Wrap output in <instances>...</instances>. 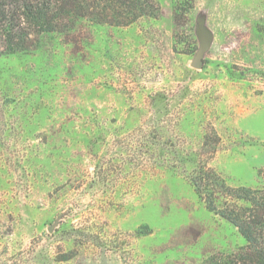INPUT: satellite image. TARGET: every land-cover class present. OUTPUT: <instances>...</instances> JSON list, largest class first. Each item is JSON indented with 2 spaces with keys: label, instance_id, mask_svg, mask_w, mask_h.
I'll return each mask as SVG.
<instances>
[{
  "label": "rangeland",
  "instance_id": "rangeland-1",
  "mask_svg": "<svg viewBox=\"0 0 264 264\" xmlns=\"http://www.w3.org/2000/svg\"><path fill=\"white\" fill-rule=\"evenodd\" d=\"M157 1L0 54V264H202L245 244L188 175L213 128L210 167L264 186V0ZM151 137L185 170L153 171Z\"/></svg>",
  "mask_w": 264,
  "mask_h": 264
},
{
  "label": "trees",
  "instance_id": "trees-1",
  "mask_svg": "<svg viewBox=\"0 0 264 264\" xmlns=\"http://www.w3.org/2000/svg\"><path fill=\"white\" fill-rule=\"evenodd\" d=\"M160 14L157 0H0V54L31 50L42 34L69 31L79 19L125 27ZM180 18L174 8L176 31ZM219 144L215 130L208 129L188 180L205 208L234 226L245 244L228 255L211 256L202 264H264V186H230L209 165ZM145 146L155 172L162 167L185 170V163L190 161L175 150L163 148L157 138L146 139Z\"/></svg>",
  "mask_w": 264,
  "mask_h": 264
}]
</instances>
